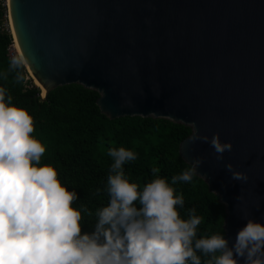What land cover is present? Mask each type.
<instances>
[{
	"label": "water",
	"instance_id": "obj_1",
	"mask_svg": "<svg viewBox=\"0 0 264 264\" xmlns=\"http://www.w3.org/2000/svg\"><path fill=\"white\" fill-rule=\"evenodd\" d=\"M9 10L43 99L79 83L108 118L182 121L191 132L179 152L202 158L197 175L226 204L230 245L249 219L264 224V0H9ZM197 133L232 150L218 160Z\"/></svg>",
	"mask_w": 264,
	"mask_h": 264
},
{
	"label": "clouds",
	"instance_id": "obj_2",
	"mask_svg": "<svg viewBox=\"0 0 264 264\" xmlns=\"http://www.w3.org/2000/svg\"><path fill=\"white\" fill-rule=\"evenodd\" d=\"M24 63L23 56L13 57L9 71ZM11 101L0 87V264H202L198 252L210 257L205 264H264V224L249 219L231 245L221 233L197 238L203 217L191 209L182 219L177 206L183 207V195L165 179L142 189L129 182L123 165L137 154L124 147L108 150L114 160L105 189L110 201L96 211L93 230L82 231V211L73 206L77 192L61 183L56 168L41 165L46 146L32 135L34 119ZM197 139L210 143L218 160L233 147L218 133L210 139L197 133ZM201 163L194 159L172 184L192 182ZM226 168L232 179L247 181L231 162Z\"/></svg>",
	"mask_w": 264,
	"mask_h": 264
},
{
	"label": "trees",
	"instance_id": "obj_3",
	"mask_svg": "<svg viewBox=\"0 0 264 264\" xmlns=\"http://www.w3.org/2000/svg\"><path fill=\"white\" fill-rule=\"evenodd\" d=\"M11 43V33L0 29V87L6 89V99L10 95L12 104L24 108L33 117L32 135L46 146L41 165L56 168L61 183L77 192L78 200L73 206L82 211V231L93 230L96 211L110 201L105 189L114 160L108 156V150L124 147L137 154L135 161L123 165L130 183L142 189L156 178L165 179L176 195H183V207L177 206L181 218L188 219L191 209L203 217L197 238L216 233L226 237V204L208 189L202 177L196 174L192 182L172 184L173 176L192 167L179 152L180 142L191 132L188 125L152 116L108 118L96 103L99 93L79 83L56 86L43 99L39 95L41 88L33 84L25 64L9 71L13 58L8 52ZM17 71L22 76L19 82ZM4 73H8L7 79ZM153 168L159 172L154 174ZM97 189L101 190L100 194H96ZM85 206L91 210V216L83 212ZM197 254L202 264L210 259L201 252Z\"/></svg>",
	"mask_w": 264,
	"mask_h": 264
},
{
	"label": "built area",
	"instance_id": "obj_4",
	"mask_svg": "<svg viewBox=\"0 0 264 264\" xmlns=\"http://www.w3.org/2000/svg\"><path fill=\"white\" fill-rule=\"evenodd\" d=\"M0 29L11 32V21H10V11H9V0H0ZM13 37V36H12ZM12 43L8 48L9 57H14L12 51Z\"/></svg>",
	"mask_w": 264,
	"mask_h": 264
},
{
	"label": "bare ground",
	"instance_id": "obj_5",
	"mask_svg": "<svg viewBox=\"0 0 264 264\" xmlns=\"http://www.w3.org/2000/svg\"><path fill=\"white\" fill-rule=\"evenodd\" d=\"M9 11H10V10H9ZM10 21H11V16H10ZM11 30H12V36L14 37L12 47H13V49L16 50L17 54H18L19 56H21V54H20V50H19V47H18V44H17L16 39H15V34H14V31H13L12 21H11ZM14 40H15V44H14ZM30 73H31V72H30ZM31 74H32V73H31ZM32 76H33V74H32ZM35 80H36L37 86L41 88V90H42V92H43V95H45V93H46L45 88L42 86V84H41L37 79H35ZM179 122H182V121H179ZM191 165H192V164H191Z\"/></svg>",
	"mask_w": 264,
	"mask_h": 264
},
{
	"label": "rangeland",
	"instance_id": "obj_6",
	"mask_svg": "<svg viewBox=\"0 0 264 264\" xmlns=\"http://www.w3.org/2000/svg\"><path fill=\"white\" fill-rule=\"evenodd\" d=\"M11 33V32H10ZM11 36H12V33H11ZM13 39H14V37H12V44H13ZM14 44H15V40H14ZM12 51H13V53H14V55H17V56H19L18 54H17V52H16V50L15 49H12ZM29 72V71H28ZM29 76H30V78L32 79V82H33V84H35V85H37V83H36V78L34 77V76H32V74L29 72Z\"/></svg>",
	"mask_w": 264,
	"mask_h": 264
}]
</instances>
